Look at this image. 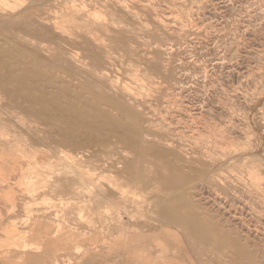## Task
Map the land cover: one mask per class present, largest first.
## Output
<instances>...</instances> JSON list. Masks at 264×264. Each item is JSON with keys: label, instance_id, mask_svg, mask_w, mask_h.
Segmentation results:
<instances>
[{"label": "rangeland", "instance_id": "1", "mask_svg": "<svg viewBox=\"0 0 264 264\" xmlns=\"http://www.w3.org/2000/svg\"><path fill=\"white\" fill-rule=\"evenodd\" d=\"M0 115V264H264V0H0Z\"/></svg>", "mask_w": 264, "mask_h": 264}, {"label": "bare ground", "instance_id": "2", "mask_svg": "<svg viewBox=\"0 0 264 264\" xmlns=\"http://www.w3.org/2000/svg\"><path fill=\"white\" fill-rule=\"evenodd\" d=\"M43 1V0H42ZM75 1V0H74ZM65 3V2H64ZM135 91V90H134ZM82 93V92H81ZM136 93V92H135ZM83 95V94H82ZM79 103V102H78ZM260 104V103H259ZM55 111H57V114L58 115H60V116H63V115H66V116H69V115H72V113L74 112V110H73V108H72V106L71 105H67V106H64V107H62V106H58V107H56L55 109H54ZM252 110V109H251ZM131 112H133V111H131ZM56 114V115H57ZM82 114L84 115V116H89V117H92V118H94L95 119V124H96V126L97 127H100L101 129H103V131H105V132H107V133H113V134H116V135H118V136H122V135H124L125 134V132H126V127L124 126V125H122V124H120V123H118V121H116V120H112V117H111V115H110V113L109 112H106V111H104V110H101V109H98L97 107H93V106H89L88 108H85L84 110H82ZM1 116V115H0ZM261 120H262V118H261ZM250 121V120H249ZM258 122V121H257ZM94 124V125H95ZM125 124V123H124ZM128 126V125H127ZM126 128V129H125ZM129 130H130V128H129ZM87 133V132H86ZM85 133V134H86ZM76 135V134H75ZM74 135V136H75ZM87 135V134H86ZM65 136H67V135H65ZM72 136V135H71ZM77 136H79L80 138V140L81 141H83L84 143H85V141L84 140H82L81 138V135H78L77 134ZM85 136V135H84ZM113 136V135H112ZM262 136V135H261ZM116 137V136H115ZM126 137H127V135H126ZM74 138V137H73ZM72 138V139H73ZM86 138V137H85ZM84 138V139H85ZM92 139H95L94 138V136H93V138ZM113 139V138H112ZM73 140H75V139H73ZM80 140H79V143H80ZM85 140H87V139H85ZM106 140V139H105ZM116 140H117V138H116ZM78 141V140H77ZM107 141V140H106ZM109 142V141H108ZM87 143V142H86ZM87 144H89V143H87ZM87 144H86V146H87ZM82 145H85V144H82ZM89 146V145H88ZM93 146V145H92ZM90 147V146H89ZM92 149V148H91ZM97 149V148H96ZM261 150V149H260ZM260 152V151H259ZM235 155V154H234ZM262 157V156H261ZM264 162V161H263ZM10 166V165H9ZM7 167V165L6 164H4V170H5V168ZM76 171V170H75ZM244 171H245V169H244ZM173 192V191H172ZM176 192V191H175ZM174 192V193H175ZM171 193V192H170ZM173 193V194H174ZM176 194V193H175ZM158 195V194H157ZM160 195V194H159ZM164 195V194H163ZM170 195V194H169ZM169 195H168V197H169ZM148 196V195H147ZM150 196V195H149ZM160 196H162V195H160ZM165 196V195H164ZM163 196V197H164ZM167 196V195H166ZM152 197V196H151ZM149 199L150 198H148V200L147 201H149ZM148 203V202H147ZM150 206V205H149ZM144 209H145V207H144ZM145 214V213H144ZM160 232V231H159Z\"/></svg>", "mask_w": 264, "mask_h": 264}]
</instances>
